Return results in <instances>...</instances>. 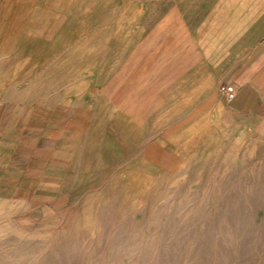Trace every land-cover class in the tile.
Here are the masks:
<instances>
[{"label": "rangeland", "instance_id": "rangeland-1", "mask_svg": "<svg viewBox=\"0 0 264 264\" xmlns=\"http://www.w3.org/2000/svg\"><path fill=\"white\" fill-rule=\"evenodd\" d=\"M93 53L66 51V77L0 78V264H264V140L200 137L197 153L161 167L154 147L151 162L143 148L107 161L93 113L80 119L69 99L154 93L158 78H79ZM6 91L20 115L5 113Z\"/></svg>", "mask_w": 264, "mask_h": 264}, {"label": "crops", "instance_id": "crops-1", "mask_svg": "<svg viewBox=\"0 0 264 264\" xmlns=\"http://www.w3.org/2000/svg\"><path fill=\"white\" fill-rule=\"evenodd\" d=\"M66 51L94 52L79 78H158L154 93L69 99L71 113H93L107 161L143 148L151 162L154 147L161 167L197 153L200 137L212 147L264 140V0H0V78H54L56 67L66 77ZM13 95L1 96L5 113L20 115ZM41 106L49 121L54 102Z\"/></svg>", "mask_w": 264, "mask_h": 264}, {"label": "built area", "instance_id": "built-area-1", "mask_svg": "<svg viewBox=\"0 0 264 264\" xmlns=\"http://www.w3.org/2000/svg\"><path fill=\"white\" fill-rule=\"evenodd\" d=\"M221 91L230 100H232L235 97V91L231 86H222Z\"/></svg>", "mask_w": 264, "mask_h": 264}]
</instances>
